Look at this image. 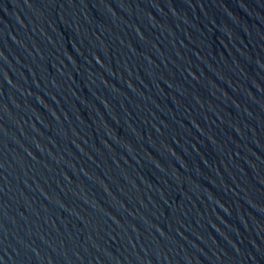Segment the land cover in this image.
Instances as JSON below:
<instances>
[{
	"label": "water",
	"instance_id": "1",
	"mask_svg": "<svg viewBox=\"0 0 264 264\" xmlns=\"http://www.w3.org/2000/svg\"><path fill=\"white\" fill-rule=\"evenodd\" d=\"M0 264H264V0H0Z\"/></svg>",
	"mask_w": 264,
	"mask_h": 264
}]
</instances>
